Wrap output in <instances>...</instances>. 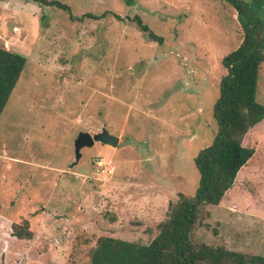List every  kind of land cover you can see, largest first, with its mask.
<instances>
[{
  "label": "rangeland",
  "instance_id": "374dc122",
  "mask_svg": "<svg viewBox=\"0 0 264 264\" xmlns=\"http://www.w3.org/2000/svg\"><path fill=\"white\" fill-rule=\"evenodd\" d=\"M63 1L76 15L113 10L125 19L78 21L33 0H0V46L28 58L0 117V264H90L99 236L148 241L177 194L199 186L195 160L218 132L223 58L244 37L225 0ZM103 127L119 146L96 142L73 165L77 135ZM260 130L253 179L203 207L195 240L264 254ZM25 220L32 239L12 233Z\"/></svg>",
  "mask_w": 264,
  "mask_h": 264
},
{
  "label": "trees",
  "instance_id": "16d2710c",
  "mask_svg": "<svg viewBox=\"0 0 264 264\" xmlns=\"http://www.w3.org/2000/svg\"><path fill=\"white\" fill-rule=\"evenodd\" d=\"M69 13L73 20L125 17L113 10L101 14L76 15L63 0H33ZM128 2L131 0H127ZM238 10L244 30L241 44L223 58L227 69L220 82L214 106L218 132L212 144L202 149L195 163L200 174L193 195L178 193L169 204L168 217L153 230L152 237L128 239L122 236H99L90 251V264H264V254L246 253L224 245L197 241L194 230L201 222L205 205H219L244 177L255 171L253 162L261 141L264 104L257 101L258 80L264 63V0H225ZM150 40L163 43L140 15L130 18ZM28 58L0 46V117L17 86ZM262 164V163H261ZM261 166V165H259ZM264 167H261V169ZM13 235L19 239L34 236L28 220L13 223Z\"/></svg>",
  "mask_w": 264,
  "mask_h": 264
},
{
  "label": "water",
  "instance_id": "95a60500",
  "mask_svg": "<svg viewBox=\"0 0 264 264\" xmlns=\"http://www.w3.org/2000/svg\"><path fill=\"white\" fill-rule=\"evenodd\" d=\"M96 142L118 147L120 144V136L112 134L106 127H103L101 131L94 134L89 131H81L74 141L75 161L73 165L78 164L82 158V149L84 147H91L95 145Z\"/></svg>",
  "mask_w": 264,
  "mask_h": 264
}]
</instances>
